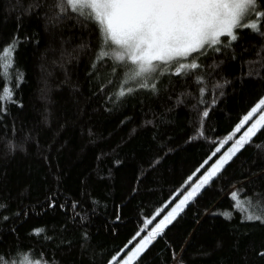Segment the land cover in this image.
<instances>
[{"label": "trees", "instance_id": "1", "mask_svg": "<svg viewBox=\"0 0 264 264\" xmlns=\"http://www.w3.org/2000/svg\"><path fill=\"white\" fill-rule=\"evenodd\" d=\"M62 3L0 0V53L14 45L0 75V92L11 90L0 106L2 264H109L126 254L264 98V24L181 59L199 67L179 76L175 61L161 64L153 90L142 78L124 85L130 62L102 58L99 25ZM122 85L133 91L118 97ZM233 191L264 205V126L133 264H264V221L246 219Z\"/></svg>", "mask_w": 264, "mask_h": 264}, {"label": "snow or ice", "instance_id": "2", "mask_svg": "<svg viewBox=\"0 0 264 264\" xmlns=\"http://www.w3.org/2000/svg\"><path fill=\"white\" fill-rule=\"evenodd\" d=\"M60 7L61 11L71 10L80 16L94 20L99 25L108 46V50L101 52L102 58L111 57L114 61L126 65L130 62L124 85L129 81L142 78L138 81L139 87H151L153 90L156 85L149 83V78L161 68L159 62L175 61L173 74L179 76L188 69L199 67L194 61L185 64L181 62V58L190 57L193 53L207 48L219 51V47L215 46L221 44V37L227 36L231 40H236L235 29L250 28L253 31H260L261 25L264 24V11L257 9V0H63ZM253 14L255 19L248 20L247 17ZM13 53L14 45H9L0 53V75L7 76L4 69L11 67ZM132 91L133 88H125L122 85L117 96H124ZM201 91L203 93V89ZM10 99L11 90L7 87L3 88L0 92V106ZM262 105H264V98H261L241 120L236 129L239 130ZM207 116L208 111H204L202 119ZM260 124H264V114L260 115L259 119L190 185V189L175 204V207L130 251L121 255L124 252L122 249L121 253L111 257L109 264H130L138 258L153 240L163 233L179 211L183 210L186 203L204 185L209 184L224 165L246 143L250 142L251 136L255 135L257 126ZM231 139L232 136L227 137L221 142V146ZM217 152H220V147H217L212 155L214 156ZM203 167L202 164L201 168ZM196 171L199 172L200 169ZM192 179L193 177L189 176L186 183ZM231 196L236 202L235 207L245 213L246 219L264 221V205L253 204L250 199H237L238 194L235 191L231 193ZM224 215L230 216V213L226 212ZM144 223L146 227L152 221L146 220ZM40 231L36 230L37 234ZM143 231V228L137 231L129 244H132V241L136 240ZM127 247L126 245L125 248ZM20 264H42V261H32L24 257Z\"/></svg>", "mask_w": 264, "mask_h": 264}, {"label": "rangeland", "instance_id": "3", "mask_svg": "<svg viewBox=\"0 0 264 264\" xmlns=\"http://www.w3.org/2000/svg\"><path fill=\"white\" fill-rule=\"evenodd\" d=\"M249 17H250V16H249ZM249 17H247L248 20H249ZM235 31H236V29L234 30V34H235ZM187 58H188V57H187ZM181 59H186V58H181ZM170 62H172V61H168V62H159V63H160V64H167V63H170ZM262 108H264V105H262L259 109H257V112L254 113V114L252 115V117H251L247 122H245V123L239 128V130L236 129V130L234 131V133L231 135L232 138H234V136L237 135V137H236L235 140L239 139V138H240V137H241V136H242V135L248 130V128L251 127V125H252L253 123H255V122L259 119L260 115L264 114V109H263L262 113L259 114V115H257L258 112H259L260 110H262ZM256 115H257V116H256ZM255 116H256V117H255ZM254 117H255V118H254ZM253 118H254V119H253ZM263 126H264V124H260V125H258V126H257L258 130L255 132V134H256V133H257V132H258ZM253 136H254V135H253ZM253 136H251V138H252ZM229 142H230V140H227V143H224V144L220 147V150L223 149L225 146H227V144H229ZM234 142H235V141H234ZM234 142H233V143H234ZM233 143H232V144H233ZM232 144L229 145V146L223 151V153L226 152V151L228 150V148H230V147L232 146ZM243 147H244V146H243ZM243 147H242V148H243ZM242 148H241V149H242ZM241 149H240V150H241ZM240 150H239V151H240ZM239 151H238V152H239ZM238 152H237V153H238ZM223 153H222V154H223ZM237 153H236V154H237ZM222 154H221V155H222ZM236 154H235V155H236ZM221 155H220V156H221ZM235 155H234V156H235ZM234 156H233V157H234ZM233 157H232V158H233ZM232 158H231V159H232ZM230 161H231V160H229V162H230ZM229 162H228V163H229ZM228 163H227V164H228ZM227 164H225L224 167H225ZM224 167H223V168H224ZM223 168H222V169H223ZM222 169H221V170H222ZM221 170H220V171H221ZM217 174H218V173H217ZM205 186H206V185H204V186L198 191V193L186 203V205L184 206L183 210H184V209L188 206V204H189V203H190V202H191V201H192V200H193V199H194V198H195V197H196V196H197V195H198L203 189H204ZM185 194H186V193H185ZM185 194H184V195H185ZM182 198H183V196H182L180 199H182ZM180 199H179V200H180ZM178 202H179V201H178ZM178 202H177V203H178ZM174 207H175V206H174ZM183 210H182V211H183ZM182 211H179V213L176 215V217H177ZM176 217H175V218H176ZM173 220H174V219H173ZM173 220H172V221H173ZM172 221H171V222H172ZM169 224H170V223H169ZM169 224H168V225H169ZM168 225H167V226H168ZM141 254H142V253H141ZM141 254H140V255H141ZM137 259H138V258H136L135 260L131 261L130 264H133Z\"/></svg>", "mask_w": 264, "mask_h": 264}]
</instances>
